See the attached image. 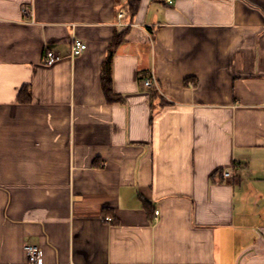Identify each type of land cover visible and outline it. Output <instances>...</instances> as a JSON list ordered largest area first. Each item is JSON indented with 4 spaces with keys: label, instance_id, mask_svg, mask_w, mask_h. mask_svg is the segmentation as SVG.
<instances>
[{
    "label": "crops",
    "instance_id": "1",
    "mask_svg": "<svg viewBox=\"0 0 264 264\" xmlns=\"http://www.w3.org/2000/svg\"><path fill=\"white\" fill-rule=\"evenodd\" d=\"M28 244L43 264H264V0H0V264Z\"/></svg>",
    "mask_w": 264,
    "mask_h": 264
},
{
    "label": "built area",
    "instance_id": "2",
    "mask_svg": "<svg viewBox=\"0 0 264 264\" xmlns=\"http://www.w3.org/2000/svg\"><path fill=\"white\" fill-rule=\"evenodd\" d=\"M86 49H87V43L85 41L79 38L73 39L72 48H71L73 56L81 55ZM46 57H47V63L50 65L56 63L61 59V55H59L53 50L47 51ZM153 84H154L153 77L146 78L144 80V85L146 87H151ZM222 174L225 177H229L231 176V171H224ZM156 213L158 214V211H156ZM26 250L31 264H43V253L38 246L28 244L26 245Z\"/></svg>",
    "mask_w": 264,
    "mask_h": 264
},
{
    "label": "trees",
    "instance_id": "3",
    "mask_svg": "<svg viewBox=\"0 0 264 264\" xmlns=\"http://www.w3.org/2000/svg\"><path fill=\"white\" fill-rule=\"evenodd\" d=\"M128 8L130 10L131 16H134L139 8L140 0H127ZM124 35V34H123ZM123 35H116L112 43L110 44L108 48V54L106 57V60L104 62V75H103V87L107 96V99L110 102L121 100L120 97H118L113 92L112 88V77H111V65H112V58L117 50V47L119 44L123 41Z\"/></svg>",
    "mask_w": 264,
    "mask_h": 264
}]
</instances>
